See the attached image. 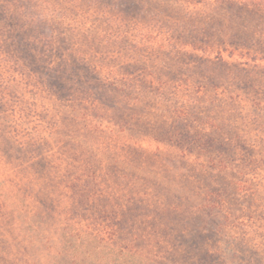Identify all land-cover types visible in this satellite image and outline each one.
<instances>
[{"label":"rangeland","instance_id":"1","mask_svg":"<svg viewBox=\"0 0 264 264\" xmlns=\"http://www.w3.org/2000/svg\"><path fill=\"white\" fill-rule=\"evenodd\" d=\"M196 1L154 0L137 19L133 0H0V264H116L124 244L152 255L173 241L176 262L143 264H264V57L220 47V34L196 48L182 15ZM176 51L257 70L255 88L218 90L249 101L243 116L196 108L187 92L165 103L139 92L154 76L215 92L190 59L165 58ZM140 146L170 155L149 169Z\"/></svg>","mask_w":264,"mask_h":264},{"label":"trees","instance_id":"2","mask_svg":"<svg viewBox=\"0 0 264 264\" xmlns=\"http://www.w3.org/2000/svg\"><path fill=\"white\" fill-rule=\"evenodd\" d=\"M121 1V0H119ZM185 4H194L197 2L196 0H183ZM154 2V0H133V5H137V12H139L140 19L141 16H151L149 13V6ZM201 6L199 7L197 13L190 14V11H185L183 9L182 15L188 18L184 21V28L188 35L190 36V40H197L200 37L201 45L196 48H204L207 44H213V39L215 36L220 37L221 43H218L220 47L226 44V42H232L231 45L235 46V44H239L238 47L241 49H245L248 51H254L264 57V0H199ZM22 15L25 14V18L29 19L27 10L21 12ZM34 21L36 19H33ZM36 22H40V18L36 20ZM173 28L165 30L168 42L171 41L172 37H176L174 34V30L176 27H180L181 25L177 22H172ZM166 25L161 24L160 27L164 28ZM174 34V35H173ZM171 38H168L170 37ZM226 37V39H223ZM6 41H11L6 38ZM195 44L196 41H188V43ZM47 45L54 48L53 45L56 43L53 36H49L47 41ZM165 58L171 59L173 61H182L187 62V59H190L187 71L191 72L196 77V70H200L204 77L212 80L215 79L220 82L215 92H211L208 88L206 92L203 93V96L196 95L195 92H192L191 89L185 91L182 88H185L180 83L176 85H172L170 80H161L157 76L151 77L150 80L145 79L142 85L139 84L138 88L139 92L141 89L148 90L156 94L154 97L155 100L159 102H167L174 94L187 92L189 94L190 100L197 108V104L200 103L201 100H205L208 104L213 107H222L229 106L228 111L224 113L226 117H230L229 121H233V119L240 115L243 116L245 109L250 105L249 101L245 99L243 96L239 97V95L233 97L230 101L228 98H225L223 94H221L219 89L223 88L225 90L226 85H229L233 82H237L240 84L247 83L250 85V88H255V83H252L254 75L257 74V70L249 69L246 63H231L225 59H223L220 55L215 57H207L201 56L197 53H191L188 51H176L175 54L171 52L167 53ZM161 64L157 67V71L161 69ZM61 80V79H60ZM170 82V85L168 84ZM193 81H191L192 83ZM60 83V81H59ZM58 83V84H59ZM61 84V83H60ZM193 85V84H192ZM133 86V85H132ZM190 87L191 85H187ZM137 87V86H136ZM173 87V88H172ZM249 88V86L247 87ZM261 90L258 89L257 94H260ZM185 94H182L184 97ZM139 99V98H138ZM148 101L151 98L146 97ZM187 101V99H184ZM187 114H182V119H186ZM226 126L231 127L230 123H225ZM130 145V149H132ZM143 147H137L138 150L146 151L148 153V157L152 160V164L148 165L149 169H157V163L160 161V158L164 155H170L169 150L156 149L151 152L147 150H143ZM131 153V151L129 152ZM160 156V158H158ZM162 168L168 170L166 165H162ZM136 171V170H135ZM138 206L145 211L144 215H148L151 221H155L160 216V209L153 208L149 202L139 201ZM151 214H153L151 216ZM163 223V220L158 219L155 221V225L159 223ZM149 233V232H148ZM170 231H166V234L163 237H168ZM140 237L137 235L136 240ZM144 239V238H143ZM174 244L163 243L162 246H166L165 251L163 253H159V250L153 252L152 255H141L139 248L130 247L127 244L123 245V249L121 248V258H119L116 264H143L145 258H150L153 262H165L167 263L169 259H173L176 262V259L173 257L175 254V243H179L173 241ZM153 245L150 246L149 251L153 250ZM146 257H145V256ZM170 257V258H169Z\"/></svg>","mask_w":264,"mask_h":264}]
</instances>
